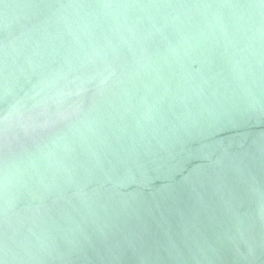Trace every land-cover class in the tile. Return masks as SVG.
<instances>
[{"label": "water", "instance_id": "obj_1", "mask_svg": "<svg viewBox=\"0 0 264 264\" xmlns=\"http://www.w3.org/2000/svg\"><path fill=\"white\" fill-rule=\"evenodd\" d=\"M0 264H264V0H0Z\"/></svg>", "mask_w": 264, "mask_h": 264}]
</instances>
